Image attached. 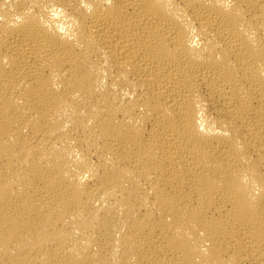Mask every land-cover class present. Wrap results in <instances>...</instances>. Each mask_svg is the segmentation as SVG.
I'll return each instance as SVG.
<instances>
[{
    "label": "bare ground",
    "instance_id": "bare-ground-1",
    "mask_svg": "<svg viewBox=\"0 0 264 264\" xmlns=\"http://www.w3.org/2000/svg\"><path fill=\"white\" fill-rule=\"evenodd\" d=\"M0 264H264V0H0Z\"/></svg>",
    "mask_w": 264,
    "mask_h": 264
}]
</instances>
